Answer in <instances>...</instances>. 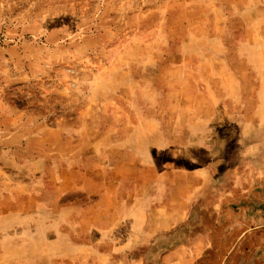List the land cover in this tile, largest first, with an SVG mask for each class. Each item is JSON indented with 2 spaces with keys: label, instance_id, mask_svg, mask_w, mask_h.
Instances as JSON below:
<instances>
[{
  "label": "rangeland",
  "instance_id": "rangeland-1",
  "mask_svg": "<svg viewBox=\"0 0 264 264\" xmlns=\"http://www.w3.org/2000/svg\"><path fill=\"white\" fill-rule=\"evenodd\" d=\"M0 264H264V0H0Z\"/></svg>",
  "mask_w": 264,
  "mask_h": 264
}]
</instances>
